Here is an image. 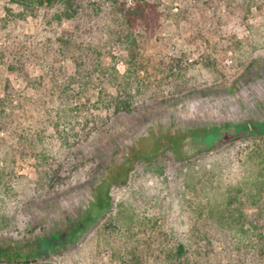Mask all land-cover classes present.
<instances>
[{
    "label": "rangeland",
    "instance_id": "obj_1",
    "mask_svg": "<svg viewBox=\"0 0 264 264\" xmlns=\"http://www.w3.org/2000/svg\"><path fill=\"white\" fill-rule=\"evenodd\" d=\"M90 1L0 0V264H264V0Z\"/></svg>",
    "mask_w": 264,
    "mask_h": 264
},
{
    "label": "trees",
    "instance_id": "obj_2",
    "mask_svg": "<svg viewBox=\"0 0 264 264\" xmlns=\"http://www.w3.org/2000/svg\"><path fill=\"white\" fill-rule=\"evenodd\" d=\"M14 2L21 4L26 9L34 10L39 7H49L53 8L57 5H60L61 9L56 12V17L59 21H63L64 19L75 20L81 16L86 10V2H91L90 0H13ZM137 12V9H136ZM10 96L0 98V120L1 116L6 112L5 102L8 100ZM4 104V105H3ZM264 128V122L261 124ZM122 172L119 173V175ZM118 175V174H117ZM59 236V235H58ZM0 254L6 256L8 259H14L13 256L21 257L23 255L30 256L31 253H24L21 249L12 246H6L5 248L0 247ZM185 254V245L184 243H180L175 257H183ZM171 264H179L177 262H172Z\"/></svg>",
    "mask_w": 264,
    "mask_h": 264
}]
</instances>
